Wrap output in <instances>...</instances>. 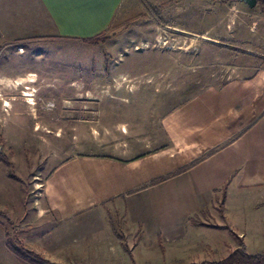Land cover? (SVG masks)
I'll list each match as a JSON object with an SVG mask.
<instances>
[{"label": "rangeland", "instance_id": "1", "mask_svg": "<svg viewBox=\"0 0 264 264\" xmlns=\"http://www.w3.org/2000/svg\"><path fill=\"white\" fill-rule=\"evenodd\" d=\"M106 35L103 48L53 45L39 53L0 40V264H28L8 241L54 264L223 259L240 240L229 230H201L163 252L126 233L116 217L61 221L44 184L75 156L129 158L133 146L169 141L174 118L196 124L208 113L196 104L199 89L264 62V13L241 0H125ZM248 250L264 253V243L251 241Z\"/></svg>", "mask_w": 264, "mask_h": 264}, {"label": "crops", "instance_id": "2", "mask_svg": "<svg viewBox=\"0 0 264 264\" xmlns=\"http://www.w3.org/2000/svg\"><path fill=\"white\" fill-rule=\"evenodd\" d=\"M124 1L0 0V40L37 53L53 45L103 48L110 42L84 41L108 34ZM237 70L232 80L198 90L196 104L208 113L190 125L174 118L161 147L133 146L125 159L82 154L59 164L44 184L48 209L65 222L116 217L126 233L155 241L163 252L181 249L201 230L220 231L201 225L214 219L247 248L264 243V62Z\"/></svg>", "mask_w": 264, "mask_h": 264}, {"label": "trees", "instance_id": "3", "mask_svg": "<svg viewBox=\"0 0 264 264\" xmlns=\"http://www.w3.org/2000/svg\"><path fill=\"white\" fill-rule=\"evenodd\" d=\"M257 7L260 9L261 12L264 13V0H258V5ZM108 40H110V37L107 36L106 34H102L98 37L92 38V39H88L85 40L84 43L85 44H89V45H98L100 43H106ZM2 158L4 160H6L8 165H11V163L4 158V156H2ZM186 168H183L175 173H172L168 176H165L157 181H154L153 183H151L150 185L162 182L168 178L174 177L175 175L185 171ZM225 196H226V189H223V201L222 204L225 200ZM194 223V222H193ZM202 226H206L209 228H213V229H227L230 231V233L232 235H234L235 237H238L236 233L233 232V230L231 229V227L229 225H225V226H220V225H207L202 223ZM17 258H19V260L23 261L24 263H28V264H54V263H50V262H46V261H41L38 258L32 256L31 254H28L24 251H22L20 249V247L16 246L14 243H12L11 241H8V247H7ZM190 264H264V253H257V254H252L248 251V248L246 246V244L239 240V246L232 250L228 256H226L225 258L218 260V261H209V260H205L202 262H192Z\"/></svg>", "mask_w": 264, "mask_h": 264}, {"label": "water", "instance_id": "4", "mask_svg": "<svg viewBox=\"0 0 264 264\" xmlns=\"http://www.w3.org/2000/svg\"><path fill=\"white\" fill-rule=\"evenodd\" d=\"M246 3L250 8H255L258 5V0H241Z\"/></svg>", "mask_w": 264, "mask_h": 264}, {"label": "bare ground", "instance_id": "5", "mask_svg": "<svg viewBox=\"0 0 264 264\" xmlns=\"http://www.w3.org/2000/svg\"><path fill=\"white\" fill-rule=\"evenodd\" d=\"M29 82H35V80L34 79H30L29 80ZM25 96H28V97H31V99H29V101L31 102H33V99H32V96H33V94L31 93V92H28V93H25L24 94ZM2 97V95L0 94V98ZM5 106H9V103L8 102H5Z\"/></svg>", "mask_w": 264, "mask_h": 264}]
</instances>
